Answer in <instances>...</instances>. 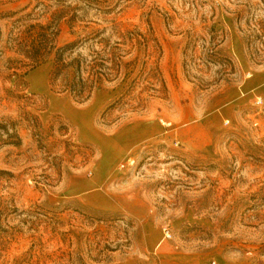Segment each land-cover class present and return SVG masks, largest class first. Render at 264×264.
Instances as JSON below:
<instances>
[{"label": "rangeland", "instance_id": "obj_1", "mask_svg": "<svg viewBox=\"0 0 264 264\" xmlns=\"http://www.w3.org/2000/svg\"><path fill=\"white\" fill-rule=\"evenodd\" d=\"M41 25L84 78L93 30L138 62L79 102L17 46ZM0 31V264H264V0H0ZM102 160L118 210L66 193Z\"/></svg>", "mask_w": 264, "mask_h": 264}, {"label": "trees", "instance_id": "obj_2", "mask_svg": "<svg viewBox=\"0 0 264 264\" xmlns=\"http://www.w3.org/2000/svg\"><path fill=\"white\" fill-rule=\"evenodd\" d=\"M66 14V13H65ZM63 14L64 17H68L69 15ZM50 26H32L33 30L30 31V38L32 41L28 46L26 45H17L18 47H22L23 53L28 56V60L32 61L33 65L32 70L36 68L37 65L47 61L48 58L54 56V69L51 73V85L54 87L55 81L68 73L69 70L73 72V78L70 82H67L66 85V92H70L74 98H76L79 102H86L91 98L92 93L97 90L101 89V85L104 81H112L111 78L121 75L124 68L128 67L129 65H136L138 62V57H136L131 62H125L124 56L116 55L113 58L106 57V52L109 50L113 51H120L119 46L122 43L117 42L115 46H111L110 38H103L106 35L107 29L103 30H93L91 33H88L84 36V44L87 42H92L99 40V44L104 47V56L103 58H95V60L87 61L84 59V73L88 71L89 76L87 78L83 77V69H82V62L81 59H73L72 61H68L66 59V55L68 52L72 51L75 46L78 45L79 42H74L65 45L62 48L57 49L52 44V34L56 36L55 33H49ZM39 29V32H34L36 29ZM90 27H85L86 33ZM134 32H129L127 37V41L134 40ZM0 40H1V31H0ZM27 42H29L27 40ZM3 53V51H2ZM82 61V62H81ZM12 62V61H11ZM108 63L111 64L112 67H108ZM11 64V63H10ZM27 66V65H26ZM133 70L131 72H126L124 75V82L128 83L133 76ZM28 74V73H26ZM115 74V76L113 75ZM18 73L15 71L12 73L11 77H17ZM4 135H7V138H4ZM6 145H14L20 146L21 140L17 134L10 133L9 127L6 125H0V150L2 147Z\"/></svg>", "mask_w": 264, "mask_h": 264}, {"label": "crops", "instance_id": "obj_3", "mask_svg": "<svg viewBox=\"0 0 264 264\" xmlns=\"http://www.w3.org/2000/svg\"><path fill=\"white\" fill-rule=\"evenodd\" d=\"M260 76V75H259ZM111 151V150H110ZM108 153V149L104 150V154ZM98 167L96 168V171L99 176L96 175V177L86 178L83 182L80 183V185L71 186L67 189L66 193L68 196L73 198H79L80 200H83L86 205L92 206L94 208H97L99 210L104 211H114L120 209V204L112 198V195L104 190L105 184V177L106 172L103 170V160L100 161L98 164ZM79 187V188H78ZM91 197H98L103 202L102 206H97L90 204L87 202V199H90Z\"/></svg>", "mask_w": 264, "mask_h": 264}, {"label": "built area", "instance_id": "obj_4", "mask_svg": "<svg viewBox=\"0 0 264 264\" xmlns=\"http://www.w3.org/2000/svg\"><path fill=\"white\" fill-rule=\"evenodd\" d=\"M130 164H129V166L131 165V164H133V162L132 161H130L129 162ZM122 167H125V164H122ZM165 237L166 238H170L171 237V234H170V232L169 231H165Z\"/></svg>", "mask_w": 264, "mask_h": 264}]
</instances>
